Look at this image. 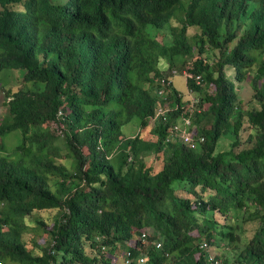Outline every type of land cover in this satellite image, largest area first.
Listing matches in <instances>:
<instances>
[{"label":"trees","instance_id":"obj_1","mask_svg":"<svg viewBox=\"0 0 264 264\" xmlns=\"http://www.w3.org/2000/svg\"><path fill=\"white\" fill-rule=\"evenodd\" d=\"M0 86V264H264V0H0Z\"/></svg>","mask_w":264,"mask_h":264},{"label":"rangeland","instance_id":"obj_2","mask_svg":"<svg viewBox=\"0 0 264 264\" xmlns=\"http://www.w3.org/2000/svg\"><path fill=\"white\" fill-rule=\"evenodd\" d=\"M195 32H197L196 28H189L188 29L189 35H192ZM157 38L159 40H162V38H165V37H162V34H159ZM18 73L13 72L12 73L13 75L10 76L9 82L12 84L11 86H14L15 84H17L21 80ZM172 82H173L174 88L176 90H178L180 94H182L184 97L186 96L187 98L191 97L190 93L188 92L189 90H188L187 85H186V77L184 76V74L178 73V74L173 75ZM239 94H240V98L243 101V107L244 108H246V106L251 107L253 105V102H255V101L251 102L252 101V99H251L252 90H251L249 84H247V83L242 84L241 88L239 89ZM5 103H6L5 93H4V90L0 86V118L3 116V114H5L7 112V106ZM122 130L124 133H126V135L135 134L137 132V126L135 123H133V124L130 123V124L125 125L122 128ZM180 131L183 133V130H180ZM14 142H15V140L13 137H8L6 139V143L8 145H12V144H14ZM144 231H146L147 234H150L152 232V229L147 228V230L145 229ZM30 237H31V235L29 233L23 234L22 239L26 243L27 248H30L32 246L31 242H30ZM12 264H17V263H12Z\"/></svg>","mask_w":264,"mask_h":264},{"label":"built area","instance_id":"obj_3","mask_svg":"<svg viewBox=\"0 0 264 264\" xmlns=\"http://www.w3.org/2000/svg\"><path fill=\"white\" fill-rule=\"evenodd\" d=\"M186 123H188V121H186ZM175 130L178 132L179 130L177 129V127H175ZM157 246H159V243L156 244Z\"/></svg>","mask_w":264,"mask_h":264}]
</instances>
